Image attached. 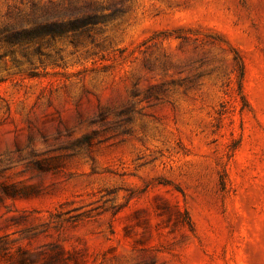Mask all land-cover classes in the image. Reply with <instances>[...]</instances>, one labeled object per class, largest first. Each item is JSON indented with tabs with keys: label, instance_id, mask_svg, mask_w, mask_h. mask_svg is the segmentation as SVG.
Instances as JSON below:
<instances>
[{
	"label": "rangeland",
	"instance_id": "rangeland-1",
	"mask_svg": "<svg viewBox=\"0 0 264 264\" xmlns=\"http://www.w3.org/2000/svg\"><path fill=\"white\" fill-rule=\"evenodd\" d=\"M0 246L264 264V0H0Z\"/></svg>",
	"mask_w": 264,
	"mask_h": 264
},
{
	"label": "trees",
	"instance_id": "trees-1",
	"mask_svg": "<svg viewBox=\"0 0 264 264\" xmlns=\"http://www.w3.org/2000/svg\"><path fill=\"white\" fill-rule=\"evenodd\" d=\"M64 26V27H63ZM61 27H63V28H60V29H56V27L54 28V27H49L48 26V28L47 29H44V30H40V31H34L32 34L34 35V34H38V33H43V32H48V31H50V32H57V30H60V31H58V32H65L66 30H65V24H61ZM59 28V27H58ZM16 34H18V33H16ZM16 34H13V37L15 38V40H20L21 38H23V37H21L22 36V34H20V35H16ZM0 249H4V247H1L0 246Z\"/></svg>",
	"mask_w": 264,
	"mask_h": 264
}]
</instances>
